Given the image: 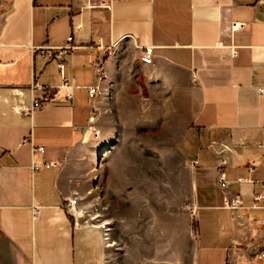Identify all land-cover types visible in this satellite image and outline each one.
I'll return each mask as SVG.
<instances>
[{
    "label": "crops",
    "instance_id": "0c3cea01",
    "mask_svg": "<svg viewBox=\"0 0 264 264\" xmlns=\"http://www.w3.org/2000/svg\"><path fill=\"white\" fill-rule=\"evenodd\" d=\"M85 4L0 0V264L106 263L100 229L79 225L66 211L73 191L68 178L74 161L108 144L102 125L97 139L85 132L94 61L102 48L108 50L104 68L113 80L116 63L126 72L128 47L135 52L133 66L148 74L146 87L153 81L175 89L178 74L186 85L175 91L195 93L184 173L196 211L184 232L188 250L175 254V264H264L251 258L264 248V95L258 93L264 87V14L258 0H118L109 9ZM232 21L244 26L232 31ZM68 36L73 47L64 56V74L75 85L69 101L56 88V63L38 50L59 46ZM145 47L152 51L149 65L138 58ZM33 82L54 88L40 109L24 114ZM116 101L119 123L134 126L124 98ZM100 110L99 118L105 101ZM212 142L227 148L214 150ZM37 146L40 152L32 150ZM219 167L228 182L225 192L241 198L236 213L248 228L222 206L224 192L215 184ZM81 190L87 192V185Z\"/></svg>",
    "mask_w": 264,
    "mask_h": 264
},
{
    "label": "rangeland",
    "instance_id": "374dc122",
    "mask_svg": "<svg viewBox=\"0 0 264 264\" xmlns=\"http://www.w3.org/2000/svg\"><path fill=\"white\" fill-rule=\"evenodd\" d=\"M123 57L126 72L115 64L105 112L94 124L104 127L108 144L99 153L87 151L74 161L68 183L82 196L89 215L97 211L96 219L108 222L105 264H175V254L188 250L184 232L193 223L184 168L195 93L176 92L185 83L178 74L176 91L153 81L148 88V74L131 63L133 47ZM122 90L129 94L117 96ZM117 97L124 98L123 106L129 109L125 116L134 126L119 123ZM84 185L87 192H81Z\"/></svg>",
    "mask_w": 264,
    "mask_h": 264
},
{
    "label": "built area",
    "instance_id": "2783aa9c",
    "mask_svg": "<svg viewBox=\"0 0 264 264\" xmlns=\"http://www.w3.org/2000/svg\"><path fill=\"white\" fill-rule=\"evenodd\" d=\"M114 1L118 0H86L85 6L87 8H106L109 9L111 4ZM258 3L260 5L261 12L264 14V0H258ZM244 26V23L242 22H231V30L235 31ZM75 28L79 27V25H75ZM72 39L71 36H68L65 40V42L59 46L54 47H47L43 46L40 47L38 50L40 54L47 58L51 59L56 63L57 71L59 74L60 82L56 88L62 89L64 91V95L67 101H69L72 98V89L75 86L73 79L67 78L64 74V56L67 52V50L71 49L73 47V44L71 43ZM100 47V46H97ZM102 52L96 57L93 68H94V82L86 87V93L87 97L90 101V108H91V114L88 118V126L86 128L85 132H88L89 135L97 139L100 135V130L98 127H96L94 124L98 120L99 115L101 113L100 110V103L102 101H105L108 97V77L106 70L104 68V58L105 55L109 53L108 50L102 48ZM236 54L235 49L231 48V55L234 56ZM139 61L142 64L149 65L152 62V51L151 47H145L141 51H139L138 54ZM54 87L50 86H42L38 83L33 82L30 85V89L32 93H34V96L32 97L30 107L28 109L22 110L24 114H29L33 110L40 109L45 101L48 99V95L50 90ZM38 94V95H35ZM259 95H264V87L258 88ZM262 131L264 132V126L262 127ZM262 148V156L261 161L264 162V144H259ZM210 148L214 150H223L227 148L225 144H220V146L215 145L214 142H212L209 145ZM32 150H36L40 152L42 150V146H37L36 148H33ZM223 164L221 162L219 165ZM51 164H45L46 167H49ZM240 180V179H239ZM215 184L224 192V196L222 199V206L229 211L230 217L235 220L239 225H244L241 223L240 219L241 217L236 213L237 210L241 206V198L239 195L235 194H228L225 192L227 187V180L225 179V173L222 167H219L215 172ZM264 186V182H263ZM261 198V195L254 196V200H258ZM79 196L72 191L71 197L67 200L66 203V211L68 214H70L72 217L78 220V224L81 226L86 227H92V228H98L101 232V239L103 242V245L105 244L106 240H108L109 237V226L107 221H98L97 218V211L94 215H89L88 209L85 205H80L79 203ZM96 210V209H95ZM94 210V211H95ZM195 211L196 207L193 203H190L188 205V213L192 220L195 217ZM37 213V208H32V214L35 216ZM76 213V214H75ZM76 220V221H77ZM92 220L98 223H93ZM261 225H264V222H260ZM246 225V226H245ZM244 226L248 228V223H246ZM252 259H264V248H260L258 250H255L252 253Z\"/></svg>",
    "mask_w": 264,
    "mask_h": 264
},
{
    "label": "bare ground",
    "instance_id": "6f19581e",
    "mask_svg": "<svg viewBox=\"0 0 264 264\" xmlns=\"http://www.w3.org/2000/svg\"><path fill=\"white\" fill-rule=\"evenodd\" d=\"M76 214V213H75ZM106 243V242H105ZM104 246H105V244H104Z\"/></svg>",
    "mask_w": 264,
    "mask_h": 264
}]
</instances>
